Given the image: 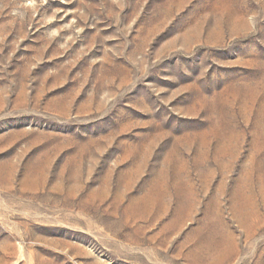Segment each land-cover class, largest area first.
<instances>
[{"label":"rangeland","instance_id":"1","mask_svg":"<svg viewBox=\"0 0 264 264\" xmlns=\"http://www.w3.org/2000/svg\"><path fill=\"white\" fill-rule=\"evenodd\" d=\"M0 264H264V0H0Z\"/></svg>","mask_w":264,"mask_h":264}]
</instances>
